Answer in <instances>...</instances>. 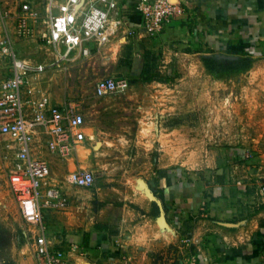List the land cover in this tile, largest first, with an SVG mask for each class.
Returning <instances> with one entry per match:
<instances>
[{
  "label": "rangeland",
  "instance_id": "obj_1",
  "mask_svg": "<svg viewBox=\"0 0 264 264\" xmlns=\"http://www.w3.org/2000/svg\"><path fill=\"white\" fill-rule=\"evenodd\" d=\"M21 1L0 0V40H7L21 62L45 66L42 72L28 75L23 93L30 89L36 94L37 88L52 103L79 112L88 136L67 156L45 149L47 136L43 133L34 144L35 155L48 163L64 196L79 200L63 211L53 213L45 208L53 215L45 214L44 221L55 247L59 244L57 236L66 238L71 229L80 233L88 223L105 229L111 240L129 232L125 229L128 226L121 227L119 219L123 196L137 191L136 184L131 183L133 176L145 175L146 186L156 193L155 186L149 184L151 176L162 167L180 168L197 172L198 183L207 192L213 183L203 177L201 173L207 169L201 167L207 159L219 155L220 149L241 151L233 158L234 186L245 185L244 175L252 176L250 189L259 206L255 212L259 218L260 212L264 215V27L242 26L240 18L234 16L222 29L221 21L205 18L204 25L197 27L207 26V33L212 31V35L202 38L203 30L195 43L174 39L171 44L155 40L158 35L140 41L136 35L125 38L120 31L108 45L91 48L89 56L75 52L63 60L58 58V46L47 40L50 23L44 0H25L36 16L22 13ZM181 2L185 13L177 20L189 11ZM192 26L189 17L187 29L196 33L198 29ZM216 39L218 44L210 47L209 42ZM9 74V67L0 61V78ZM107 78L123 79L127 85L115 93L97 96L95 84ZM152 81L159 84L152 85ZM79 166L94 174L91 187L75 188L68 182V174ZM209 169L214 171L212 166ZM206 213L211 211L207 209ZM258 232H263L262 240L252 236L249 244L255 247L259 242L261 247L252 251L258 250L260 264H264V220ZM31 234L32 227L21 218L1 160L0 264H39ZM119 243L114 242V247L101 255L106 262L91 259L82 248L66 247L64 251L69 264H132L130 249H122ZM203 246L209 249L208 243ZM190 247L184 251L172 245L174 249L169 252L159 248L156 264H180L192 255L199 262V249ZM153 252L146 254L150 264H154Z\"/></svg>",
  "mask_w": 264,
  "mask_h": 264
},
{
  "label": "built area",
  "instance_id": "obj_2",
  "mask_svg": "<svg viewBox=\"0 0 264 264\" xmlns=\"http://www.w3.org/2000/svg\"><path fill=\"white\" fill-rule=\"evenodd\" d=\"M43 9L50 23L48 43L58 46V58L63 60L75 52L89 56L91 48L108 45L120 31L125 38L138 34L157 36L185 13L181 0H44ZM20 11L37 14L25 0L20 3ZM0 61L10 71L0 78V161L21 218L32 227V247L38 263L69 264L64 249L52 244L42 217L43 208L63 210L68 200L52 182L48 163L35 155L34 144L43 133L47 136L45 149L69 155L86 138L84 117L71 108L52 103L37 88L36 94L30 89L24 94L28 75L42 72L45 66L32 67L21 62L7 40H0ZM126 85L123 79H102L95 84V94L115 93ZM94 178L90 171L75 170L67 180L74 187L89 188ZM180 264L199 262L192 255Z\"/></svg>",
  "mask_w": 264,
  "mask_h": 264
},
{
  "label": "crops",
  "instance_id": "obj_3",
  "mask_svg": "<svg viewBox=\"0 0 264 264\" xmlns=\"http://www.w3.org/2000/svg\"><path fill=\"white\" fill-rule=\"evenodd\" d=\"M183 1L189 9L187 16L189 15L192 21V28L198 29L197 26L204 25L203 19L208 18L209 20L221 21L220 26L223 29L225 27L223 25H229L228 20L234 16L240 18L242 26L257 24V26L264 27V0ZM187 16L182 20L174 21L155 40L161 39L171 44L174 39H183L185 43H195V41L200 40V31L204 30L202 38L203 35H212V31L210 34L207 33L209 30L207 26L199 27L196 33L193 31L194 29L190 32L187 29L189 19L188 17L186 21ZM133 20L138 21V18L133 16ZM222 33L224 34L225 31L223 30ZM227 36L229 35L227 34ZM143 38L148 37L142 34L136 36L138 41ZM224 38L228 40V37L223 35ZM217 44V39L209 42L210 47ZM151 84L157 85L159 82L152 81ZM84 133L88 138L86 127H84ZM218 154L209 160L206 158L205 167H201L207 169L201 173L203 177L205 179L211 178L210 182L213 183L207 192L198 183L197 172H187L180 168L169 170L166 169L167 167H159L157 174L149 177V184L152 188L155 186L156 193L151 192L146 186L148 178H145V175L133 176L131 183L136 184L137 191H130L125 194L123 196L124 202L121 204L122 212L119 223L121 227H129L125 228L129 229V232H125L124 240L123 237L111 240L105 229L94 227L91 222L93 226L88 223L87 227L82 229L80 233H73V229H71L66 238L57 236L56 240L59 244L56 246L63 247L62 249L66 247L82 248L91 259L104 262L105 260L101 255L114 247V242L117 244L120 242L119 245L122 249L126 247L130 249L128 252L130 253V256L128 255L129 260H131L130 263L150 264L146 254L154 251L150 254L155 258L154 264H156L158 259L156 255L157 253L160 254L161 250L159 248H166L169 252V249H174L170 247L175 245L176 248L185 251L192 244L191 247L199 249H196L200 259L199 264H260L262 259L258 250L252 251L253 248L261 247L259 242L253 241L255 247H251L252 244H249L252 236L255 238L258 236L257 241L262 240L260 236L263 235V232L262 235H259L258 227L264 220L262 212L259 214L261 218L255 212L259 206L254 197V192L252 194L250 189L252 185L250 181L253 177L248 174L244 175L245 182H242L245 185L234 186L236 176L233 173V162H235L233 158L239 156L241 151L233 148L230 150L220 149ZM210 166L213 167L214 171H210ZM75 170H81V167L79 166ZM186 175L189 176L186 177ZM51 180L55 184L52 173ZM188 180L189 183H187ZM68 190L70 188H67ZM71 196L66 195L68 205L70 203L78 204L79 200L73 195ZM68 205L64 210L68 208ZM106 208H110V206ZM207 209L211 211V214L206 213ZM50 210L58 212L54 209ZM47 213L49 216H53L43 208L44 223V215ZM98 222L101 220L98 219ZM45 226L49 234V226L46 223ZM206 243H208L209 249L204 248L203 245ZM127 263L121 261V264Z\"/></svg>",
  "mask_w": 264,
  "mask_h": 264
}]
</instances>
